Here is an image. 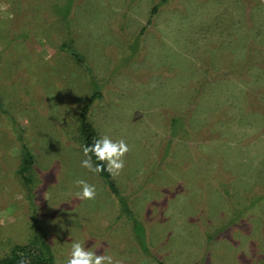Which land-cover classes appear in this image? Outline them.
<instances>
[{
  "label": "rangeland",
  "instance_id": "374dc122",
  "mask_svg": "<svg viewBox=\"0 0 264 264\" xmlns=\"http://www.w3.org/2000/svg\"><path fill=\"white\" fill-rule=\"evenodd\" d=\"M88 104L98 137L130 148L118 195L80 167ZM75 179L96 185L94 201L73 198ZM33 211L54 264L74 239L119 264H252L264 0H0V258L30 242Z\"/></svg>",
  "mask_w": 264,
  "mask_h": 264
},
{
  "label": "clouds",
  "instance_id": "9594fccd",
  "mask_svg": "<svg viewBox=\"0 0 264 264\" xmlns=\"http://www.w3.org/2000/svg\"><path fill=\"white\" fill-rule=\"evenodd\" d=\"M83 159L80 161V167L87 172L98 175L107 172L110 176H119L125 168L126 155L129 153V145L123 137L114 139L113 137L102 134L99 138L93 140L90 145L82 146ZM94 158V159H93ZM77 191L72 193L73 198L83 203L85 201H94L97 197V187L85 179H75L73 181ZM101 246V245H100ZM99 246V247H100ZM96 247L93 250H86L85 243L80 240H73L70 247V256L66 264H119L113 255L104 251L102 255L96 254ZM259 256L253 257L249 254L252 264H260Z\"/></svg>",
  "mask_w": 264,
  "mask_h": 264
},
{
  "label": "trees",
  "instance_id": "16d2710c",
  "mask_svg": "<svg viewBox=\"0 0 264 264\" xmlns=\"http://www.w3.org/2000/svg\"><path fill=\"white\" fill-rule=\"evenodd\" d=\"M157 8H154L151 14L156 12ZM100 97L98 92L91 95L88 100V103L91 104L93 101ZM88 105H82L80 107V115L77 121L78 126V139L81 143V146L90 145L94 139L99 138L94 127L88 122L86 113L89 109ZM173 127L172 132L177 131L178 128L174 127L177 123L176 120H171ZM25 160L18 167L17 174L20 179H24L26 173L28 172L29 167L33 163V157L29 152H26ZM94 159V158H93ZM101 178L105 181L106 185L113 194L118 193L115 191L114 183L107 172H102L99 174ZM119 202L122 204V200L119 197ZM36 213L33 211V216L30 219L31 226L33 228L32 239L28 243L17 244L11 248L6 255L0 258V264H54V253L51 249L50 244L46 241L45 234L41 228L40 221L36 218ZM139 229V227H138Z\"/></svg>",
  "mask_w": 264,
  "mask_h": 264
}]
</instances>
